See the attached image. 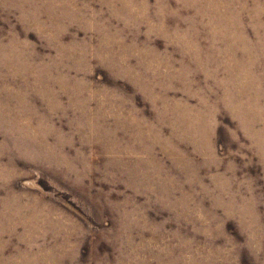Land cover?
<instances>
[{"label": "rangeland", "instance_id": "rangeland-1", "mask_svg": "<svg viewBox=\"0 0 264 264\" xmlns=\"http://www.w3.org/2000/svg\"><path fill=\"white\" fill-rule=\"evenodd\" d=\"M0 264H264V0H0Z\"/></svg>", "mask_w": 264, "mask_h": 264}]
</instances>
